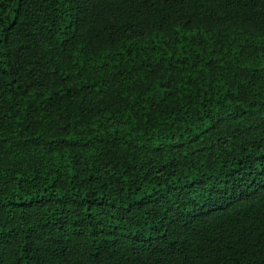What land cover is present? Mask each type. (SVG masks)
Segmentation results:
<instances>
[{"label":"trees","instance_id":"obj_1","mask_svg":"<svg viewBox=\"0 0 264 264\" xmlns=\"http://www.w3.org/2000/svg\"><path fill=\"white\" fill-rule=\"evenodd\" d=\"M0 264H264V0H0Z\"/></svg>","mask_w":264,"mask_h":264}]
</instances>
